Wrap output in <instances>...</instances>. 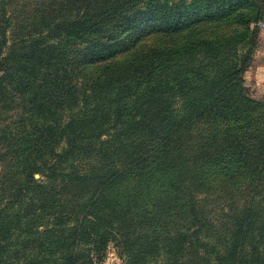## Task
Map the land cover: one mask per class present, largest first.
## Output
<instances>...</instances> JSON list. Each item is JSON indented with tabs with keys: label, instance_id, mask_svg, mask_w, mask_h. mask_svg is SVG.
I'll list each match as a JSON object with an SVG mask.
<instances>
[{
	"label": "trees",
	"instance_id": "obj_1",
	"mask_svg": "<svg viewBox=\"0 0 264 264\" xmlns=\"http://www.w3.org/2000/svg\"><path fill=\"white\" fill-rule=\"evenodd\" d=\"M15 1L0 0V109L15 100L22 112L13 126L0 125V264H99L109 242L125 264H137L132 253L142 245V212L134 201L143 187L154 191L163 223L171 213L184 214L185 227L162 233L169 245L202 249L205 264H264L258 248L264 247V201H257L264 197L258 190L264 100L252 98L245 85L257 34L252 17L240 19L244 0L181 1L183 13L172 0H38L35 14L39 6L45 12L30 17L14 15ZM261 4L255 19L264 18ZM216 18L235 20L238 28L167 48L157 58L152 44L139 58L119 59L136 54L151 36L170 37ZM26 20L31 24L18 25ZM246 37L240 52L233 48ZM220 44L227 50L215 58L220 66L191 63ZM98 68L107 74L81 76ZM199 121L211 127L193 135ZM85 154L101 164L91 172L61 171ZM37 172L56 185H44ZM58 183L78 197L75 208H57ZM70 210L78 213L73 223ZM210 219L224 220L223 240L200 237L205 227L218 229Z\"/></svg>",
	"mask_w": 264,
	"mask_h": 264
},
{
	"label": "rangeland",
	"instance_id": "obj_2",
	"mask_svg": "<svg viewBox=\"0 0 264 264\" xmlns=\"http://www.w3.org/2000/svg\"><path fill=\"white\" fill-rule=\"evenodd\" d=\"M175 1L171 4L173 7V10L179 11L183 13L186 10V7L184 2H189L191 0H172ZM16 6L14 7L15 9H12L14 11V15H23L29 12L28 17L32 16H37V15H42V13L45 12V7L44 6H39L38 9V14H35V9L33 8L36 4V2L39 3L38 0H24V3L19 0H16ZM161 2V1H160ZM170 5V4H169ZM262 6L261 0H244L243 5H242V12L244 15L240 18L241 21L246 20V15L249 17H252V22L250 23V28L252 30H256V41L253 47V59L247 68V70L244 73V78L247 76V83L245 80V85L247 87V92L252 98H257V99H263L264 100V94H257L255 93V89H253V73L254 70L256 69L257 65H261L264 61L262 59H258L259 57H262L264 55V28L260 27L258 23L262 21L264 18H257L256 13L258 12V6ZM34 13V14H33ZM40 15V16H41ZM181 15V14H180ZM14 22L15 21H20L22 19H17L14 17ZM30 20V18H29ZM26 20V21H29ZM177 21H173V23H177ZM31 24L29 21L27 22H19L18 25L21 24ZM37 24V23H36ZM163 22L162 21H157L156 25L157 27L162 26ZM36 28H30L31 31L37 30ZM238 26L236 25L235 20H224L222 18H216L211 21L198 24L196 25L192 30L186 31V32H180L177 34H171L170 37L167 36H151L150 39H146L140 47V50L138 52H126L121 55L119 59H123V61H128L133 60L135 58H139V56L143 53H148L145 52L146 48L144 46L152 45L154 44L156 47V58L158 57L159 54H162L165 49L167 48H179L182 44H185L186 42L194 41L197 39H200L201 37H210V36H221L224 35L228 32H231L235 29H237ZM29 29H21L18 26H16V31H22L26 32ZM248 37H246L243 40H240L238 43H235L233 48L239 47L242 45L243 42H246ZM249 45H246L243 47V50H246ZM238 52H240V49L236 48ZM227 50L223 48V46L220 44L219 46H216L214 49H208L205 50L204 52L198 53L196 56L191 58V63L193 64H198L199 68L206 67L205 64H208L207 69H210L213 67H217L221 65V61L215 62L216 59L220 57L221 55L225 54ZM130 53V54H129ZM128 54V55H127ZM135 54V55H134ZM134 55V56H133ZM150 55V54H148ZM165 57H168V54H163ZM259 56V57H258ZM215 59V60H213ZM257 62H256V61ZM173 64H175V59H172ZM179 60L177 61V63ZM257 63V64H256ZM190 66V63H188L186 60L183 61V68L188 69ZM87 70H90L91 68H86ZM95 73H103L107 74V69L104 68V71L102 69H96L91 72L87 73H82L81 76L84 78V80L91 81L92 78H94ZM143 75L148 76L146 73H143ZM172 81V79H170ZM115 82V81H114ZM104 82H101L103 84ZM85 86H88V84H84ZM96 89H100V83L96 86ZM254 92V94H253ZM105 93H102L101 96H104ZM176 97V96H173ZM177 107L181 106V98L177 97ZM21 108L19 106L18 101H13L12 104H8L5 106H2L0 109V125H7V126H13V123L17 121L19 114L21 115ZM211 126H209V123L207 121H199L197 124H195L192 128L193 135H196L197 132L203 133L206 132ZM192 134H190L191 136ZM102 139H107V135H103ZM63 144H60L59 149H61V146ZM32 149V148H31ZM35 150V149H34ZM34 150H30L28 152H31L32 154L34 153ZM72 162V161H71ZM101 162V161H99ZM96 161V159L89 155L85 154L82 156L80 160H75L74 162L70 163L68 161L67 163L63 164V169H61V166L56 167V169H61L64 173H71L72 170L78 169L79 170H87V172L93 171L94 163L97 164L98 166L101 164ZM107 162V160H106ZM184 166H188L186 162H184ZM49 174V173H48ZM35 178L40 179L43 181L44 185H56L57 181H52L50 180L45 174L41 175V173H35L34 175ZM90 185V182H88ZM258 186V190L264 191V181H261ZM70 190L66 189L65 187L63 188L60 183H58V189L55 193H57L56 198L58 199V206L57 208L59 209H66L67 208H75L76 202L78 200V197H74L69 193ZM73 192V191H72ZM90 192V186L87 187L86 191H84L83 194ZM74 193L78 196V190H75ZM139 196L135 199L134 203H136V208L142 212V215L140 216V227L139 231L137 232V236L139 237L138 240H141V247L135 248L133 250L132 254H135L137 260V264H205V261H202V258L204 257V254L202 252V249H197L193 245H181L180 242H174L175 247L169 245L170 241L169 239H162V233L163 232H168L172 229H175V227L179 226V228L185 227L186 226V219L184 217V214H179V213H171L170 219L167 217V221L163 223L160 220V217L156 215V209L154 206V202H156L157 205L159 204L154 196V191L151 192L147 188H142L141 193H138ZM201 197H204V193L200 194ZM80 197V196H79ZM258 202L264 201V197L257 198ZM42 202V199L36 202V204H40ZM66 204L67 207H66ZM214 208V206H212ZM37 212V211H36ZM53 212H55V207L52 208V211L49 215L45 216H52ZM33 214V213H32ZM78 215L77 212L70 210L67 211V216L69 219L70 223L74 222L75 217ZM42 218H45L42 216ZM213 218V216H211ZM211 220V219H210ZM224 220L218 219V220H211L212 224L217 227V230L212 229V226L205 227L203 228V231L199 233L200 237L204 240H210L213 242L221 241L224 239V237L227 235V232L225 228H223V222ZM164 224V225H162ZM179 224V225H178ZM167 226V227H166ZM162 228V231H161ZM167 228V229H166ZM131 234H134V231L132 228L128 229ZM151 240H154L155 246L152 249H149L148 246L151 245ZM253 242L256 240L255 235L253 234L252 236ZM87 241V236L85 235V238L82 240L80 244V254L82 256L87 254V251L85 252L86 246L85 243ZM218 247L222 248L223 245H218ZM260 249H263L264 247H258ZM199 252V253H198ZM99 264H125L123 262V257L119 252V248L116 245V243L109 242L108 246H106L105 252L102 253L101 257L98 258ZM264 259V256H263Z\"/></svg>",
	"mask_w": 264,
	"mask_h": 264
},
{
	"label": "crops",
	"instance_id": "obj_3",
	"mask_svg": "<svg viewBox=\"0 0 264 264\" xmlns=\"http://www.w3.org/2000/svg\"><path fill=\"white\" fill-rule=\"evenodd\" d=\"M263 43H264V40H263ZM258 59L259 60L262 59L264 61V55L262 57H259ZM253 79L254 80L252 81V83H253V89H255L254 92L257 94H261V93L264 94V62L261 65H257L253 73ZM245 80L247 83V76H245Z\"/></svg>",
	"mask_w": 264,
	"mask_h": 264
},
{
	"label": "built area",
	"instance_id": "obj_4",
	"mask_svg": "<svg viewBox=\"0 0 264 264\" xmlns=\"http://www.w3.org/2000/svg\"><path fill=\"white\" fill-rule=\"evenodd\" d=\"M258 25H259L260 27H263V28H264V20L260 21V22L258 23Z\"/></svg>",
	"mask_w": 264,
	"mask_h": 264
}]
</instances>
